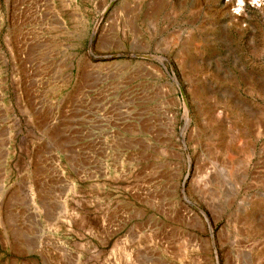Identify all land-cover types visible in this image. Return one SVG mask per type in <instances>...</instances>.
Here are the masks:
<instances>
[{
  "label": "rangeland",
  "instance_id": "1",
  "mask_svg": "<svg viewBox=\"0 0 264 264\" xmlns=\"http://www.w3.org/2000/svg\"><path fill=\"white\" fill-rule=\"evenodd\" d=\"M0 264H264V0H0Z\"/></svg>",
  "mask_w": 264,
  "mask_h": 264
},
{
  "label": "clouds",
  "instance_id": "2",
  "mask_svg": "<svg viewBox=\"0 0 264 264\" xmlns=\"http://www.w3.org/2000/svg\"><path fill=\"white\" fill-rule=\"evenodd\" d=\"M252 2H253L254 4H256V3H257V0H252ZM240 3L242 4V3H243V0H240ZM234 11L239 12L240 9H234Z\"/></svg>",
  "mask_w": 264,
  "mask_h": 264
},
{
  "label": "bare ground",
  "instance_id": "3",
  "mask_svg": "<svg viewBox=\"0 0 264 264\" xmlns=\"http://www.w3.org/2000/svg\"><path fill=\"white\" fill-rule=\"evenodd\" d=\"M221 113V112H220Z\"/></svg>",
  "mask_w": 264,
  "mask_h": 264
}]
</instances>
